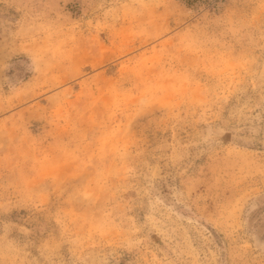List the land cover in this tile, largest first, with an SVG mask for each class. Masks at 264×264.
Returning <instances> with one entry per match:
<instances>
[{
    "label": "rangeland",
    "instance_id": "374dc122",
    "mask_svg": "<svg viewBox=\"0 0 264 264\" xmlns=\"http://www.w3.org/2000/svg\"><path fill=\"white\" fill-rule=\"evenodd\" d=\"M0 264H264V0H0Z\"/></svg>",
    "mask_w": 264,
    "mask_h": 264
}]
</instances>
